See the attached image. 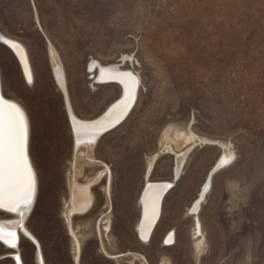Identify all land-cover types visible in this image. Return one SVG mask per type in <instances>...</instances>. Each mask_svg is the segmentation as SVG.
<instances>
[{"label":"rangeland","instance_id":"rangeland-1","mask_svg":"<svg viewBox=\"0 0 264 264\" xmlns=\"http://www.w3.org/2000/svg\"><path fill=\"white\" fill-rule=\"evenodd\" d=\"M0 31L27 46L36 77L27 85L0 45L6 95L30 118L39 193L28 227L46 264H264V0H0ZM50 43L82 118L97 117L120 96L115 86L95 84L93 58L142 78L135 111L93 154L111 174L102 164L79 168L77 185L89 190L90 202L72 215V228L65 213L75 146ZM193 121L198 134L228 143L235 157L204 203V239L192 206L224 154L214 145L196 146L177 180L175 154L161 153L152 179L174 184L152 240L142 243L137 225L147 158L159 153L167 127L184 131ZM169 232L176 240L168 246ZM26 239L32 247L22 245L25 263L36 264L35 245ZM103 244L124 256L109 258ZM8 251L0 247V258Z\"/></svg>","mask_w":264,"mask_h":264},{"label":"bare ground","instance_id":"bare-ground-1","mask_svg":"<svg viewBox=\"0 0 264 264\" xmlns=\"http://www.w3.org/2000/svg\"><path fill=\"white\" fill-rule=\"evenodd\" d=\"M41 27V25L39 24ZM42 29V28H41ZM0 36H3L5 39H8L20 46L23 50V54L26 56V61L22 62L20 56L17 55L16 51L10 48L8 45L0 42V45L3 47H7L10 52L13 54L16 62L18 63L24 82L32 86L36 83L35 72L33 68V64L30 58V53L27 46L22 43L20 40H17L11 36H8L0 31ZM50 54L52 59L53 65V74L54 79L58 86L60 87V92L63 94L66 102V112L73 136L74 146H75V154L74 159L72 160V164L74 165V171L70 173V180H69V197L66 201V219L69 223V226L72 228V221L71 217L77 211L82 210V208L90 201L89 200V190L88 189H81L78 187L77 183V175L79 168L83 167L86 163L92 164H102L104 165V169H106V174H111L110 168L99 159H97L93 154L96 152L100 142L104 137H106L109 133L119 129L124 125L128 119L131 117L133 112L135 111L138 100L140 97V90L142 87V78L139 74H137L133 70H127L123 68V65H104L100 61L92 59V63L89 65L90 71L95 73L94 80L96 81L95 84L99 86H115L120 90V96L111 102L107 108L97 117L95 118H82L80 117L71 102L70 99V89H69V81L67 76L66 67L62 60V57L58 50L50 43ZM126 56L123 57V61H125ZM132 60V59H131ZM134 63L135 60H132ZM25 64L30 72L31 82H29L28 76L25 74ZM130 73L132 77L135 78L137 84L135 86V101L129 106V111L120 118L118 122L115 124L109 123L107 128L101 130L97 125L98 121H104L105 117L108 115L109 110L113 108V105L117 104L119 100L122 98L124 99V86L119 82L121 78V74ZM127 79V77H125ZM0 98L4 100L16 104L24 114V118L27 122V158L28 162L31 166V171L34 176V190L31 197L30 203L21 202L13 211H8L6 207L0 208V214H3V217H0V235L9 237L15 236L16 246L11 247L9 244H2V240H0V247L4 248L5 250L8 249L9 251L3 256L2 258L9 259L10 255H13V259L11 262L13 264H26L23 254H22V245L27 244L32 247L29 240H27L24 235L27 232L28 236L33 239L32 242L34 246V253H35V263L36 264H46L45 254L43 251V247L39 239L36 235L30 230L28 227V219L32 217L36 210L37 202H38V193H39V177L38 171L36 166L34 165L32 155H31V125H30V118L26 108L16 99L8 97L6 95L4 84H3V77L0 70ZM121 99V100H122ZM74 125L76 126L74 128ZM87 126V127H82ZM95 126V127H93ZM79 129L77 131L76 129ZM199 145H214L219 146L223 149V156L221 160L218 162L217 166L211 171L208 175V179L206 180L205 184L203 185L202 189L200 190L199 196L197 197L195 203L193 204V217L198 219L197 228L201 233V238L204 239L203 233V225L200 220V215L202 213V209L204 203H206L214 185L215 177L223 170H225L229 164L231 163H222L224 160H228L233 157V153L230 149L228 143L223 142L218 139L209 138L207 136H203L198 134L194 130V121L188 125V127L184 131H176L172 126H169L163 132L159 146L160 151L157 154H153L152 157L147 158V168L145 172L146 181L143 186V189L140 194V218L137 225V234L139 237L140 242L147 243L148 238L151 234L150 241L153 238L154 232L158 226V223L162 219V215L164 212V205L168 195L171 192V188L174 184V181H167V180H153L152 177L156 171V161L162 154H167L168 152H173L176 156V166L175 170V180H177L181 174L183 176L186 166L191 158V151ZM86 155V157H82ZM84 158V161H82ZM86 162V163H85ZM82 170V169H81ZM82 172V171H81ZM170 185V186H169ZM207 185V186H206ZM148 187L146 190L145 188ZM162 189V190H161ZM145 190V191H144ZM91 194V192H90ZM92 195V194H91ZM157 197H159L157 199ZM153 205H155V216L153 217ZM88 206V205H87ZM108 207L111 210L112 206V198L111 195H108ZM191 207V209H192ZM87 208V207H85ZM147 209V215H146ZM142 219V221H141ZM157 222V223H156ZM156 223V225H155ZM155 225V226H154ZM154 227V229H153ZM153 229V232H151ZM74 231V230H73ZM171 232L167 233L164 239L170 234ZM24 237H23V236ZM143 237V238H142ZM142 240H141V239ZM168 246L173 244L176 240L175 235L171 233V235L166 239ZM102 241V236H101ZM149 241V242H150ZM75 242V249H76V257L78 252L81 256V240L76 238ZM103 243V242H102ZM204 246V241H199L197 243L198 248H202ZM6 247V248H5ZM102 249L106 252L109 258H120L124 255H112L108 253L104 247ZM8 256V257H7ZM139 256V255H138ZM19 257V260H17ZM0 258V259H2ZM80 261V260H79ZM78 262L77 264H80Z\"/></svg>","mask_w":264,"mask_h":264},{"label":"snow or ice","instance_id":"snow-or-ice-1","mask_svg":"<svg viewBox=\"0 0 264 264\" xmlns=\"http://www.w3.org/2000/svg\"><path fill=\"white\" fill-rule=\"evenodd\" d=\"M0 42L15 50L22 62L26 61V56L18 44L3 36H0ZM25 74L31 82L26 64ZM119 82L124 86V99L113 105L104 121L97 122L95 126H99L101 130L106 129L109 123L118 122L135 101V86L137 84L135 78L130 73H124L121 74ZM76 130L79 131L78 128ZM232 159L235 157L224 160L222 163H230ZM33 190L34 176L27 158V122L23 111L16 104L0 98V208L6 207L8 211H13L21 202L30 203ZM154 216L155 205H153ZM25 235H28L27 232ZM0 240L11 247L16 246L14 235L9 237L0 235Z\"/></svg>","mask_w":264,"mask_h":264},{"label":"water","instance_id":"water-1","mask_svg":"<svg viewBox=\"0 0 264 264\" xmlns=\"http://www.w3.org/2000/svg\"><path fill=\"white\" fill-rule=\"evenodd\" d=\"M88 70H89V72H90V69H89V68H88ZM122 98H123V97H122ZM122 98H121V99H122ZM121 99H120V100H121ZM120 100H119V101H120ZM147 188H148V187H146L145 190H146ZM145 190H144V191H145ZM141 221H142V219H141ZM156 223H157V222H156ZM156 223H155V225H156ZM155 225H154V226H155ZM153 229H154V227H153ZM153 229H152L151 232H153ZM24 234H25V233H24ZM151 234H152V233H151ZM151 234H150V236H149V238H148V241L150 240ZM26 236L29 237L28 235H26ZM29 238H30V240H31L32 242H34L33 239H32L31 237H29ZM140 239H141V238H140ZM141 240H142V239H141ZM34 244H35V242H34Z\"/></svg>","mask_w":264,"mask_h":264},{"label":"flooded vegetation","instance_id":"flooded-vegetation-1","mask_svg":"<svg viewBox=\"0 0 264 264\" xmlns=\"http://www.w3.org/2000/svg\"><path fill=\"white\" fill-rule=\"evenodd\" d=\"M1 242V241H0ZM3 245L5 244L3 241L1 242ZM5 246V245H4ZM8 257V256H7ZM10 257V256H9Z\"/></svg>","mask_w":264,"mask_h":264}]
</instances>
